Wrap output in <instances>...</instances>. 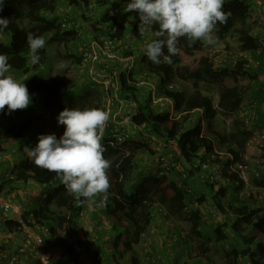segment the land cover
<instances>
[{"label":"trees","instance_id":"trees-1","mask_svg":"<svg viewBox=\"0 0 264 264\" xmlns=\"http://www.w3.org/2000/svg\"><path fill=\"white\" fill-rule=\"evenodd\" d=\"M116 1L118 2L112 0H67L70 7L77 9L79 16L76 17L77 23H74L69 30L62 31L60 22H56L55 16L52 17L57 9L56 0H4L0 18H8L10 23L7 29L0 32V54H7L9 57L11 68L6 75H11L19 82L25 83L32 97V103L27 109L16 110L10 114L7 107L3 112H0V120L6 124V126L0 127V143L5 138L15 140L19 153L23 156V159L14 164L13 170L7 171L4 175L0 174L2 179L0 192H3L11 200L14 197L12 189L19 190L12 183L18 180L26 182L28 179L37 184L51 186L52 189L47 191L38 207L30 211L37 227L42 226L40 230L42 235L43 233L48 235L47 240L43 235L42 246L47 260L43 262L40 259L32 258L30 263L25 264H80L79 254L74 247L75 243L84 246L90 264H108L104 252L110 253L114 250L120 254L118 257L128 251L135 252L136 246L146 239V231L154 220V209L159 217L162 215V212L157 210L158 206L162 207L158 205L159 202L167 203L168 211L163 212L166 215L168 212L180 213L187 207L186 197L191 191L190 180H192L191 184H194V188H198L194 182L200 181L207 189L197 190L196 202L202 203L211 200L214 209H217L221 215L224 214L223 219L213 228V238L198 229L197 209L189 214V218L193 221L192 233L206 237L208 240L207 244L201 248L208 251V246L213 245L211 242L226 239L228 235L225 229L227 227L238 240L240 247H232V250L227 253L226 264H236L239 258H246L250 264H264V241L247 236L245 233V225H249L264 234V205L258 204L257 200L252 197V190L249 191L247 199H239L238 192L231 195L234 189L240 191L245 188L247 183L242 177L238 165L248 166L244 151L253 134L248 123L253 122L256 118L257 109L253 106L255 118L252 121L246 122L243 116H235L229 130L220 132L214 128V119L218 113L217 107L214 105L213 98L205 94L200 85V82L204 80L216 82L220 89L217 106L224 111H234L242 103L245 87L237 82L227 84L226 79L232 77L237 81L239 76L248 75L253 81L256 80L260 74L264 73V55L261 51L259 52L257 55L258 64L255 68L250 67L245 58L239 59L232 66L226 65L218 68L212 58L204 54L195 58L191 65H182L180 53L172 56L171 64L163 60L159 64L148 60L150 73L155 75L159 81L160 92L171 98L172 101L169 109L154 108L150 101L151 92L148 95L142 96L141 94V92H145V80L139 82L134 72V65L127 68L123 63L131 59L128 57L132 54V47L129 43L131 39L128 37H131L132 41L141 43L140 47L145 49L146 44L158 39L155 32L159 30V26L158 24L154 25L146 30L143 36L140 35L139 13L125 10L131 0ZM92 5L96 8L97 17L89 14L92 13L89 9ZM114 8H118V16L111 15V10ZM224 11H230L232 15L227 24L218 23L216 26V32L222 39L238 20L245 21L250 12L249 0H225ZM66 14H70V12H66ZM83 20L86 21V24ZM77 25L81 28L85 26L86 36L92 37L91 40L94 39L102 50L104 42H108L109 50L105 53L110 54L109 56L115 60L117 59L116 66L119 67L114 78L117 89L106 87L105 95L95 103L88 99L89 90L95 87L94 81L86 90V84L75 86L62 76L52 73L47 76L50 57L46 46L38 50V55L41 58L39 63L33 64L27 45L29 33L40 36L43 32H49L51 41L67 47L69 43L77 39ZM238 33L243 50L256 52L259 49V39L252 33L251 25H242L238 28ZM177 46L187 54H192L201 49L203 43L196 41L192 46H189L188 39L181 37ZM143 54L145 55V50ZM73 55L70 56L75 58L81 67L87 65L83 53L77 57ZM98 59L99 56L93 55L91 62H97ZM141 60L144 61V56ZM110 70L114 71L113 66ZM178 78L192 80L193 89L191 91L180 89L176 83L172 82ZM170 85L173 87L171 88ZM114 94L115 97H113ZM106 98L111 99L107 102ZM118 99L124 103L129 100L135 101V112L131 117L130 124L139 128L141 134L133 136L123 123L121 114L118 119L119 124L109 119L102 141L106 149L105 158L113 157L108 170L112 176L111 187L108 190V199L104 207L106 209L104 213L107 220L106 226L109 228L108 236H104V242L99 238L92 239L90 236L84 239H75V235L83 226L87 228L88 235L96 232L97 224L93 218L98 216V212L95 213V209H90L91 205L87 201L77 203L54 173L35 166L27 153L24 152L25 146L33 147V139L28 138L26 134L36 127L37 123L44 120V111L57 119L65 108L80 110L99 108L109 113L108 106L113 103V100L117 103ZM196 112H201V115L193 123L191 121L197 117ZM65 130L66 126L58 123L57 139L63 135ZM117 130L128 131L129 138L119 141L114 136V131ZM147 130L149 133L156 134L164 142L165 148L171 150L169 154L160 153L158 162L164 159L171 160L173 156L176 162L171 160L166 169L170 170L171 168L176 171L182 182L176 181L178 179L174 177L169 179L168 175L160 170V175H148L138 185L134 184L137 174L135 167L141 164L136 162L137 154L145 152L148 154L147 157L156 154V151L149 147L146 138L142 136V133ZM4 153V149L0 145V163L5 162ZM259 174L264 176V170ZM8 175H12V178H9ZM150 181L154 186V191L149 189ZM257 184L264 186V179ZM170 193L171 195H169ZM229 194L230 196H228ZM100 198L102 199V197ZM81 199L83 200V198ZM248 200L252 201L251 207ZM85 210H88L87 212L90 214L88 221L80 219ZM0 216H2L1 209ZM17 224L14 220L6 219L3 226L6 229L14 230ZM43 228H46V231H43ZM116 230H123L126 240L123 239L122 233L120 231L116 233ZM121 247L122 249H120ZM0 249L9 251L4 248V245L2 247L0 245ZM114 258L117 259V257ZM135 259L132 256L131 261L134 263Z\"/></svg>","mask_w":264,"mask_h":264},{"label":"rangeland","instance_id":"rangeland-1","mask_svg":"<svg viewBox=\"0 0 264 264\" xmlns=\"http://www.w3.org/2000/svg\"><path fill=\"white\" fill-rule=\"evenodd\" d=\"M112 1L117 2L116 0ZM56 3L57 9L52 15V17L55 16L56 22H59L60 16L65 14L66 12H70L72 15L78 14V11L74 10V7L69 6L67 0H56ZM249 4L250 12L248 13L245 21L238 20L235 23L234 27L225 34L223 39L218 36L216 30L214 31L213 35L217 38L218 41L216 45L205 46L203 44L201 49L194 51L192 54H187L184 50L180 49L179 53L182 65H191L195 58L204 54L210 56L214 61L215 66L218 68L225 67L226 65L232 66L236 61L242 58L247 59L249 63L248 65L255 68L258 64L257 55H259V52L261 51L262 55H264V0H249ZM89 9L92 11V13L89 14L92 16L95 15V17H97L96 8L92 5ZM83 22L86 24L85 20H83ZM244 24L251 25L252 33L255 34L259 39L260 46L256 52L246 51L241 48V44L238 38V28ZM77 27L79 28V30L81 29L80 32L82 36H79L77 34V39L72 43H69L67 47L59 45L55 41H51L49 32H43L40 35L45 38V46L50 57V65L47 67V76L50 73L62 76L67 79L70 84H75V86H83L84 84H86V90L89 86L92 85L90 83L94 81L95 87L89 90L90 94L88 96V99L91 100L92 103H95L100 101V99H102V97L106 93L107 85L105 82H102V76L104 77L106 73L112 72V70L110 69L112 68V66L114 67L117 65V59L115 60L114 58H112V56L110 57V54L102 53V58H99L97 62H91L86 66L81 67L80 64L76 62L75 58L70 56L71 54H74L76 57L81 56L82 53L86 51L85 49L88 48L94 56H98L97 53H99V51L97 49L101 48L94 39L91 40L92 37L86 36L87 32L84 28L85 26L81 28V26L77 25ZM128 38L131 39L129 40V43L132 47V54L128 58H131V63L134 65V72L136 74L137 80L139 82L145 80L144 84H146L144 86L145 92H141L142 96L144 94L148 95V93L151 92L152 98L150 99V101L154 108L169 109L172 104L171 98L162 95V93L160 92L159 81L155 75L150 73V69L148 68L149 61L146 55L143 54L145 49L143 47H140L141 43L139 44L135 41H132L131 37ZM87 41L90 42L87 43ZM95 46L97 47L96 50H94ZM143 56L144 61L141 60ZM62 62L63 66L61 67ZM172 82L176 83L180 87V89L182 88L187 91H191L193 89L192 80H184L183 78H178L176 80H173ZM236 82L245 87V93L240 107L234 111H224L217 106L220 89L219 85L216 82L204 80L200 82V85L202 91L213 98L214 105L215 107H217L218 113L214 119V128L220 132L229 130L233 117L242 116L250 110L255 109L253 108V106L256 107V118L253 122L248 123L250 129L253 131V134L251 136L252 139L250 137L251 140L249 139L244 151V157L248 160V180L245 188L241 189L240 191L234 189V192L231 193V195H235V192H238L239 199H247L249 196V191L252 190V197L257 200L258 204L263 206L264 186H259L257 183L264 179V176L259 174L264 170V139H262L261 137V134L264 131V73L260 74L254 81L250 79L248 75L239 76L237 81H235L232 77H228L226 79L227 84H235ZM113 97H115V94ZM117 101L118 102L116 103L115 100H113V103L108 106L107 110L110 114V120L119 124V115L122 114L123 111H125L127 108H134L135 101L129 100L125 103L120 102L119 99ZM199 115H201V112H196L197 117H194L193 121L191 122H196ZM49 117L54 118V116L52 115H49ZM53 118H48V121L43 120L39 123L40 126H37V123L33 133L35 135H41V132H43L44 135L55 134L56 130L58 129V125L56 127ZM117 127L120 128V126ZM127 128L133 134V136H138L141 134L139 128H136L131 124L128 125ZM142 136L146 138L149 147L156 151V154L149 157H147L148 154L145 152L137 154L136 162H140L141 164H139L138 167H135L137 174L135 175L136 178H134V184L138 185L148 175H160V170H163L164 173L168 175L169 179H172V177H174L178 179L176 181L182 182L176 171H173V169L171 168L170 170H168L166 169L167 165L158 162L160 153L163 152L165 154H169L171 153V150L166 149L164 142L161 141V139H159L156 134L149 133V130L145 131V133H142ZM16 157L18 158L19 155L16 154ZM106 159L110 160L111 162L113 157H106ZM171 160L173 162H176L174 161L173 156ZM171 160L169 159L168 161L170 162ZM183 163L186 164L185 162ZM207 169L210 170L209 168ZM108 175L109 179H112V176L109 172ZM255 178L257 179L256 181ZM20 182L24 181L18 180L14 183L17 186L22 187L23 184ZM191 183L192 180H190L191 191L188 192L189 195L186 197L187 207L182 212L176 214L168 212V215L163 214V212L168 211L167 203L159 202L158 205H161L162 207L158 206L157 210H160L162 212V215H159L161 216L160 223L163 224V227L159 228V226H157L155 229V235L158 237V242L149 243L144 248L136 249V251L139 252V256L145 257V261H148L146 257H149L148 262H151L150 264H186L187 262L188 264H226L227 253L232 250V247H240L236 237L229 230V228L226 227L225 232L228 235L226 239H223L219 242H217L216 240L213 241V243L211 242V244L213 245L208 246V251L201 248L202 246L207 244L208 240L206 237H202L201 235L192 233L191 227L193 221L191 218H189V214L193 212L194 209H197L199 215L197 218L198 229L206 235L212 236V238L214 237L213 228L219 223L220 220L223 219L222 216L224 214L221 215L217 211V209H214L211 200L197 203L195 200L197 198V196L195 195L197 193V190L207 189L203 182H194L198 188H194V184ZM149 184L150 191H154V186L153 184H151V181ZM35 187L36 189L31 190L29 192V198H27L26 206L29 207L27 212H30L32 209L38 207L39 203L42 199L45 198L47 191L50 189V186L36 183ZM21 195L22 192L20 189L18 197H20ZM169 195H171V193ZM156 196L158 195L156 194ZM192 196L195 197L192 199ZM228 196H230V194ZM18 197H16L18 203H22L25 200V197L23 199H18ZM14 199L15 197L11 198V200ZM95 199L98 204L100 201V196L96 197ZM248 201H250L249 206L251 207L253 205L252 201ZM225 204L227 206V203ZM97 221L99 220L97 219ZM37 228H39V226ZM95 228L100 230L101 224L98 223L97 227ZM245 228V233L247 236H252L257 240L264 241V234L260 233L258 230L252 228L249 225H245ZM83 229L85 228L79 229L78 233L75 235L76 239H84L87 237L83 235L85 233L87 234L86 230ZM117 231L120 230H116V233ZM120 232L122 233L123 239H125V232H123V230H121ZM43 235L47 240L48 235L45 233H43ZM21 241V236L11 240L0 238L1 247L2 245H4L5 249H8L12 253L14 252L18 257V260L11 264H25L27 262L30 263V260L33 258L28 252H19V245ZM160 241L168 242V245H170L169 243L172 244V247H168L171 248V251L173 252V255L170 258L166 257L164 253L165 251L159 250L158 245ZM147 248L148 250H144ZM120 249H122V247ZM236 264L250 263L246 258H239Z\"/></svg>","mask_w":264,"mask_h":264},{"label":"clouds","instance_id":"clouds-1","mask_svg":"<svg viewBox=\"0 0 264 264\" xmlns=\"http://www.w3.org/2000/svg\"><path fill=\"white\" fill-rule=\"evenodd\" d=\"M224 4L225 0H131L125 10L139 13L142 36L158 24L159 30L155 32L158 39L146 45L145 55L153 63L163 60L171 64L172 56L180 52L177 42L181 37L188 39L189 46L196 41L205 46L217 44L213 35L217 24H227L232 15L224 11ZM3 7L4 0H0V12ZM9 23L8 18H0V32ZM45 44L43 36L27 35L33 64L39 63L38 50ZM10 68L8 55L0 54V112L7 107L9 114L27 109L32 103L25 83L6 75ZM109 119L110 114L99 108H65L58 116V123L66 126L63 135L59 139L55 134L40 135L38 144L34 148L25 146L24 152L35 166L54 173L77 203L97 204L95 198L100 196L97 206L105 207L111 187L108 175L111 162L104 156L106 149L102 141Z\"/></svg>","mask_w":264,"mask_h":264},{"label":"built area","instance_id":"built-area-1","mask_svg":"<svg viewBox=\"0 0 264 264\" xmlns=\"http://www.w3.org/2000/svg\"><path fill=\"white\" fill-rule=\"evenodd\" d=\"M117 10L118 8L112 9L111 15L113 14L114 16H118ZM76 17L77 15H72L71 13L70 14L65 13L64 15H62L61 19L59 20L62 31L69 30L73 26L74 23H77L78 21L76 22L77 20ZM80 30L79 28L77 29V34L79 36H82ZM85 50L86 51H84L83 54L87 60L86 64H89L93 60V54L88 48ZM103 50L104 51L109 50L108 42H104ZM123 65L124 67H127V68H131V66H133V64L131 63V59L124 61ZM113 70H114L113 72L106 73L103 78L104 82L107 85L106 87H109V88L111 87L117 88V83L114 78H115V75L119 71V67L117 66L113 67ZM170 87L172 88L173 85H170ZM110 99L111 98H106L105 100L108 102L110 101ZM134 112H135L134 108H128L127 110L123 111V113L121 114V117L123 119L122 121L126 126L130 125V120ZM242 116L243 118H245L246 122L252 121L255 118V109L250 110L249 112L245 113ZM114 136L119 141H123L129 138V132L128 131L125 132L124 130H117V131H114ZM261 137L262 139H264V131L262 132ZM161 163L164 165H168L169 161L168 159H164L161 161ZM238 167L241 169L242 177L247 182L248 180L247 167L242 164H239ZM8 177L12 178V175H8ZM1 181L2 179L0 178V183ZM19 193L20 191L17 188L12 189V195L15 197V199L9 200L6 197V195L3 194V192L2 193L0 192V209L2 211V216H0V237L3 236L6 239L11 240V239H14L16 237L18 238L21 236L22 241L19 245V252H28L33 258L40 259L43 262H45L47 260V256L42 247L43 238H44V236L42 235L40 231L42 229V226L37 228L35 219L33 217V214H31V212L28 213V215L26 214L27 215L26 217L23 216V212H24L23 207L19 205V203L17 202V198H16L18 197ZM19 198L20 197H18V199ZM6 219L14 220L18 223L14 230L6 229L3 226L4 220ZM43 231H46V228H43ZM75 239H76V236H75ZM74 247H75L76 252L79 254L80 264H90L88 262L89 261L87 257L88 254L84 251L85 249L84 246L75 243ZM17 260H18V257L16 254L10 251L4 250V249H0V264H11V263L16 262Z\"/></svg>","mask_w":264,"mask_h":264},{"label":"crops","instance_id":"crops-1","mask_svg":"<svg viewBox=\"0 0 264 264\" xmlns=\"http://www.w3.org/2000/svg\"><path fill=\"white\" fill-rule=\"evenodd\" d=\"M74 10H77V9L74 8ZM96 49H97V47L95 46L94 50H96ZM97 50L99 51V53H97V54H98L99 58L101 59L102 58V53L104 54L105 51H103L102 49H97ZM43 114H44V121H48V118H53V117H49L50 114L48 112H46V111H44ZM53 119H54V123L56 124V127H57L58 119L55 116H54ZM0 121H1L0 122V127L1 126H3V127L6 126V124L2 120H0ZM39 123H38L37 126H39ZM34 128L26 134L28 138H32L33 139V141H32V146L33 147H35L38 144V138L40 136L38 134L35 135L33 133ZM57 133H58V129L56 130L55 134H57ZM41 135H44L43 132H41ZM0 145H1L2 149H4V152H5L4 153V156H5L4 161L5 162L4 163H0V174L4 175V174H6L7 171L13 170L14 169V164L16 162H18V160L23 159L22 158L23 156L19 153L18 145L16 144L15 140H13L11 138L3 139L1 141V143H0ZM16 154L19 155L18 158L16 157ZM20 183L23 184L22 187L15 185V183H12V184L15 187H18L19 190L21 189L22 195L20 196V198L23 199L25 197V200L22 203L19 202V205H21L23 207V210H24L23 216H24V215L27 214L26 212L29 209V207L26 206L27 198H29V192L31 190H35L36 187H35V182L33 180H31V179H28L26 182H20ZM49 190H52L51 186H50ZM100 200H101V198H100ZM90 209H92V210L95 209L96 212H98V216L93 218V220L95 219L94 222L96 224H98V223L101 224V228H100V230L99 229H95L96 232L94 234L92 233L91 235H88V234L85 233L83 235H85L87 237L90 236V237H92V239L93 238H96V239L99 238V239L102 240V242H104L105 241L104 240V236L107 237L108 236V232H109V228L106 226L107 225V220L105 219V215H104V213L106 212V209L104 207H102V208L98 207L96 204H94V205L91 204ZM87 211L85 210V212L83 213V215L81 216L80 219L83 218L82 220H84V221L90 220V216H89L90 214ZM153 215H154V217H153L154 220L152 221L151 225L148 227V229L146 231V234H147L146 235V239L144 241H142L140 244H138L136 246V249L144 248L149 243L158 242V237L155 235V229H156L157 226H159V228H162L163 224L160 223L161 218L158 216L156 209H154V214ZM97 219L99 221H97ZM83 228H85L83 230H87V228L85 226H83ZM104 228H105V230H104ZM158 231H160V230H158ZM115 236H116V234H115ZM169 244L170 245H168V242L160 241L159 245H158L159 250L160 251H165L164 253H165L166 257H168V258H170L173 255V252L171 251V248H168L170 246L172 247V244L171 243H169ZM144 250H148V248L144 249ZM104 253H105L104 255L106 256L108 264H150L151 263V262H148L149 261V257L148 256L146 257L148 259V261H145V257L144 256H139V252H137L136 250H135V252L134 251L133 252L132 251L125 252L120 257H118L120 254H118L114 250H112L110 253L109 252H104ZM150 253H152V252H150ZM132 256H133V258H136L135 259L136 261L134 263L131 261ZM114 257H117V259H115ZM108 259H109V261H108Z\"/></svg>","mask_w":264,"mask_h":264}]
</instances>
